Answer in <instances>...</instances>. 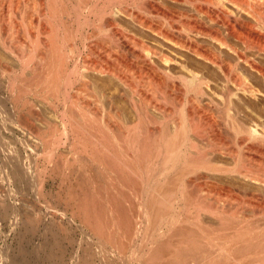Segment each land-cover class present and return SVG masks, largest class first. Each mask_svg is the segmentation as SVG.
Listing matches in <instances>:
<instances>
[{"label":"bare ground","instance_id":"bare-ground-1","mask_svg":"<svg viewBox=\"0 0 264 264\" xmlns=\"http://www.w3.org/2000/svg\"><path fill=\"white\" fill-rule=\"evenodd\" d=\"M30 1L37 11L36 20L35 15L32 17L35 8L30 9L32 15L27 18L16 10L20 11V19L26 18L24 22L30 24L26 34L27 29L22 31L30 43L26 45L13 40L18 35L12 38L27 26L24 22L14 19L13 24L9 23L12 35L3 31L7 8L5 15L3 9L10 1L0 0V43L20 66L31 65L34 77L30 86L25 85L28 91L35 90L34 96L40 101V105L36 102L24 106L21 127L30 138H51V161L62 159L64 148L87 170L118 177V181L111 180L112 185L107 181L113 187L109 195L91 196L92 209L98 204H109L113 210L129 204L123 213L135 211L137 226L143 223L139 234L153 235L155 230L154 235H196L199 249L192 242L195 248L189 255L195 260L204 261L217 254L212 264H264V229L244 223V216H235V220L231 217L233 223H229L225 217L228 205L215 208L207 197L192 207L194 202L189 199L194 195L185 192L190 185L204 180L209 192L218 190L214 197L226 204L237 202L250 207L264 200L256 192L235 188L236 183H231L236 178L264 188V173L246 169V155L237 156V150L226 144L230 137L224 140L230 135L254 154L264 147V122L260 123L263 116L241 103L258 100L261 91L254 80L264 82V62L258 56L264 53V37L251 29L246 17L255 18L263 11L259 5L254 6L255 0ZM9 6L8 10L13 9ZM10 10L8 14H16ZM69 44L72 49L68 52ZM75 45L87 49L83 73L77 65L68 64ZM0 67L5 66L0 63ZM214 77L223 82L213 83ZM108 84L116 87L115 94L108 93ZM2 86L0 80V89ZM120 101L124 107L119 106ZM7 108L0 93V131L4 133L9 130L3 124ZM191 135L202 139L205 147ZM0 136V181L27 189L32 157L25 156L11 137ZM225 157L234 159V168L217 160ZM212 176H220L232 185L219 187L214 183L217 177ZM123 188L130 192L126 195ZM176 188L182 190L180 197ZM87 199L82 202L90 203ZM179 202L186 204L180 208ZM86 203H82L84 208L89 205ZM9 212L10 208L3 211L6 215ZM126 218L123 215V220ZM205 219L219 220L222 234L201 227L199 223ZM185 223L192 227L184 229ZM120 225L119 219L112 221L107 230L103 229V235H118ZM212 235L228 236L218 245ZM239 253L248 258L239 260Z\"/></svg>","mask_w":264,"mask_h":264},{"label":"rangeland","instance_id":"rangeland-1","mask_svg":"<svg viewBox=\"0 0 264 264\" xmlns=\"http://www.w3.org/2000/svg\"><path fill=\"white\" fill-rule=\"evenodd\" d=\"M9 1H10L9 5L12 4L11 3L12 1H13V5L9 6L7 4L3 9V13L4 11L6 13V8H7V13H6L7 19L5 20L6 22L4 21L6 27L4 26V24H2L3 26L2 28L6 29L3 30L4 32L6 31L8 33L10 32V34L12 35L11 32L13 30L12 31L9 30V28H11V25H9V23L13 21L12 23H10L13 24L14 21L16 20L17 22L19 21L20 23L21 22L23 23L25 20L27 21L26 19L27 16L29 17V14L32 15L31 10H33L35 6L32 5L30 0L29 1L9 0ZM24 3H27L26 4L27 7L23 5ZM29 3L31 5H29L28 7ZM254 3H255L254 6L257 7L260 6L259 9L263 10L261 11L262 15L257 14L255 15V18L254 15L249 16V18L248 16H246L247 21L249 25H251L252 30H254L255 32H257L258 34L264 37V25H263L264 0L263 1L255 0L253 4ZM8 6L13 7L14 10L12 8H10L12 9V11L10 9L9 10L10 12H12V14L16 13L15 14L16 18H14L15 15H11V13H9L10 15L8 14L9 11ZM230 6L232 5L229 4V7ZM15 7L17 8L20 7V8L16 9ZM21 7L23 8L21 9ZM16 10L17 11L20 10L21 12L20 11L19 12L21 13V15L24 12L26 16L24 21L20 19L21 15H19L20 13L19 12L17 13ZM26 10L29 11V13L26 12ZM34 11L35 12L33 13L32 17H34L35 15L34 18L36 20L37 19L36 8ZM24 14L23 17H25ZM8 20L10 21L8 22ZM24 23H23L24 27L26 25L27 26L24 29L20 26L21 28L20 27L19 28L21 30L17 31L16 34H14L13 31L14 36L12 35V38L16 37L15 35H18L16 39L13 38V40H20L24 42V44L26 43L27 45V43L28 44L30 43L29 41H27L26 38L27 36H25V34L26 32H28V28H30V26H28L29 23L27 22ZM71 25H73V22ZM71 25H70V29L72 30L73 27H71ZM26 29L27 31H25V34H23L22 31ZM19 32H21V34ZM22 35L25 36L26 40ZM2 45L3 44L0 43L1 46L0 63L5 67L4 68L0 67V69L5 71L8 69L9 71H6L5 73L6 75H5L1 73L2 70H0V80L3 83L2 89H0V93L3 94V96L7 101V106H8L7 109L9 110V112L7 110L6 114L8 117L6 121L4 120L6 123H4L3 121V124H5V126L9 130L6 131L5 133L3 132V130L0 131V135L3 134L6 138L11 137L12 139H14L17 142V146L21 150V152L25 156H31L33 161H32L31 173H30V184L27 189H20L12 183L10 184L3 183L0 181V257L3 256L0 259V264H212L217 259V254L211 255L209 258H205V259L203 258L204 261H199L197 259L195 260L191 258V256H189L192 252V251L190 252L192 247L193 249L195 248L194 247L195 245L193 243L196 244L195 241L196 235H186L185 233H183L184 235H154L155 230L153 235H148L149 232L147 233V235L145 233L139 234V232H141V230L139 231V229L142 228L143 223H140V225L137 226L136 224L137 216L136 217L133 216V213L135 211L129 214L123 213L124 207L129 204H125L123 206L118 205L117 209L115 207L114 210L112 206L109 204H106L105 206L103 204L102 205L98 204L97 207L94 206V208L96 207L94 210L92 209L91 196L99 197V196H105V194L109 195L110 191L113 190L112 189L113 187L110 186V184L111 185L113 184V181L111 180L116 179L118 181V177H115V175L112 174H104V173L102 174L100 173L98 175L95 170H90V169L87 170V168L84 167V164L81 161L80 162L74 161L71 153L66 151L64 148L61 149V153H63L62 154L63 158L62 159L58 158L59 160L55 159L56 161L55 160L51 161L50 154H48L51 150V138H47L46 140H43L42 138H30L27 135V133L24 132V130L21 127V123L23 122L25 116L24 106L26 104L30 106L31 104L33 103L35 104L36 102H38L36 103L37 105L38 104L40 105V101L36 97L37 94L35 93V90L28 91L29 88H26V85L28 87L32 83V80L30 79H33L34 73L32 71V68L30 67L31 65L28 67L27 65L23 67L20 66L19 62L16 61L15 58L13 59L12 56H10V54L7 51H5V49H3L4 46L2 48ZM69 45L67 46L68 52L72 49L71 48L72 44L70 46ZM83 47L82 45H78L77 47L73 46V49L75 51L74 54L72 55L73 57L72 58L70 57L71 60L69 59V63H68L69 66L71 67L77 65L80 72L82 73L84 71L83 62L87 55V49L84 48L83 50ZM79 53H81V55ZM258 56H260L259 59L262 58L260 60L264 62V53ZM10 71L12 72L10 73ZM8 72L9 74H7ZM92 78L93 81L96 80L95 82L100 83L99 79H97L96 77H92ZM211 81L218 85L219 83L221 84L223 82L220 77H214L213 79H211ZM261 81L262 80H257V81L254 80V84L261 91V95L259 96L260 99L259 98L258 100L247 99L245 102L243 101L241 103H245L250 108H254L256 113L258 112L260 116L262 115L263 117L261 116L262 118L260 119V123H263L264 122V84H263L264 82ZM12 82H15L16 85L15 83ZM37 89L39 90V92H41L39 94L42 95L41 87L39 86L37 87ZM107 91L110 94L111 92L115 94L117 89L116 87L112 88L111 85L110 89ZM73 95L75 94L73 93ZM236 101L239 102L238 99H236ZM120 102H119L120 104L119 106L124 107L122 101ZM249 113H251V111H249ZM131 115L132 114H130V118L135 119ZM251 115L253 114L251 113ZM1 117L2 114L0 118ZM250 119L251 117L248 116L247 121L250 122L249 121ZM192 137L194 138L193 135H191V138ZM227 137L228 138L230 137L228 141L225 140V138L227 139ZM194 139L197 144H199L200 146L204 145L205 147L206 143L203 144L202 139L201 140L200 139L198 140L197 138ZM1 140L3 141V139H1L0 136V142ZM224 140L226 141V144L228 143L227 146L230 149L232 148V150H234L235 152L237 150V152L235 153L237 156L241 157L242 154L244 156L245 155L248 156V157L245 156V158L248 159L247 161H245V163H247L246 165L248 166V167L246 166V169L252 172H259V173L261 172L262 174L264 173V152H263L264 147L262 148L261 152L254 154L248 150L250 152L249 153L247 151L248 148H245L244 145H241L238 142H236L233 137L231 138L230 135L225 136ZM245 144L247 145V147L250 146V144L249 146L247 143ZM237 146L238 148L240 147L239 151ZM117 148L115 147V149ZM227 158L228 157L221 159L216 158V159L220 161L222 160L223 162L221 163L228 166L229 168L231 167L234 168L235 166L234 159L231 160ZM60 160H63L64 164L63 163L60 164V162H62ZM82 161L83 162L85 161L84 163L86 164V160H82ZM212 177L218 178V179L215 178L214 183L216 184L220 183L219 185L217 184V186L219 187L223 188V186L225 187L236 183L235 188L245 187L249 189L248 190L249 193L256 192L255 194L256 195L258 194L257 197L261 199H263L264 197L263 194L264 188L261 186L259 187L258 185L257 186L254 184L252 185L249 184L248 182H247L248 184H246V182L240 181L236 178L231 181L232 183L231 184L229 183L230 181L228 180L227 181L225 180L224 182L220 176L219 177L212 176ZM233 181L235 182L233 183ZM186 182L189 183L188 178L186 179ZM196 185H190L191 187L185 189V192L187 194L189 193V195L190 194H192V196L194 195V197H191L189 199L191 203L194 202L192 207H194L196 203L198 204L201 203L203 198L207 197L212 200L211 203L214 206L216 205L215 208L221 207L220 209H223L224 208L223 206L227 207L226 205H228L227 207L228 213L226 211L225 212L226 216L225 215L224 216L228 218L229 223L230 221L231 224L233 223L232 221L235 220L233 219L235 218V216L238 218L240 216L242 219L244 216V218H246L243 219L245 220L244 223L251 224L252 225L251 227H255V228L260 227V229H264V204H262L264 203V200L261 201V204H256V206L259 207L261 206L260 210L258 209L259 207H256L254 205L248 207L247 206L248 204H245L247 206L246 207L245 205H243V203L240 204L241 206L240 208L237 202L235 204L229 203L230 204L229 205L226 204V202L224 201L222 202L218 201L217 199L219 198L214 197L218 193L217 192L218 190L216 192L215 190H213L214 193H211L212 191L209 192L210 190L207 189V185L205 184L204 180H201L200 182L198 181ZM117 188H119V186H117ZM127 189L128 188H123L122 190L125 191ZM259 190L263 195L261 194L260 196ZM176 191L178 197H180L181 196L180 192L182 191L181 188L180 189L176 188ZM129 192L130 189L126 191V195ZM86 195H88L89 197H87ZM80 197L88 198L91 204L88 203L89 202L88 201L87 202L89 204L87 205L88 207L85 206L84 208L83 205H85L84 203L86 202H82L83 198L80 199ZM79 201H81V203ZM216 202L217 203L220 202V204H217ZM183 203L184 202H181L180 204L179 202L180 208H183V205L186 204V202L184 204ZM80 204L82 205V207ZM198 204H196V206H198ZM192 207H190V209L193 211ZM6 208H10V212L7 215L3 213V211H5ZM139 208L140 206L138 205V207L136 208L137 214ZM86 210L87 212H89V214L87 213V215H86ZM185 211L186 213H188V209ZM123 215L128 216V218L123 220ZM231 217L233 220H230ZM118 219L121 221L120 228L116 230V234L118 235H103L104 233L103 229L107 230L109 228V224H111L112 221L116 222V220ZM203 222L204 223L202 222L199 223V225L209 230L210 232H216V233L218 231L220 232L223 227L222 223L217 219L215 220L205 219ZM189 224L185 223L184 224L185 228L184 227L183 228L184 229L191 228L192 226L190 227ZM187 230L185 231L187 232ZM212 236L216 238L215 243L219 245L220 243H223V241L227 239L228 235H212ZM196 246L198 245L196 244ZM197 249H199V246ZM237 257L239 258V260L244 261L248 258V255L242 257V253H239L237 254ZM198 258H201V256H198ZM222 264H228V263L224 262Z\"/></svg>","mask_w":264,"mask_h":264}]
</instances>
